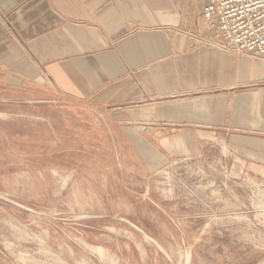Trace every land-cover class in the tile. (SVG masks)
I'll return each instance as SVG.
<instances>
[{
    "label": "rangeland",
    "instance_id": "1",
    "mask_svg": "<svg viewBox=\"0 0 264 264\" xmlns=\"http://www.w3.org/2000/svg\"><path fill=\"white\" fill-rule=\"evenodd\" d=\"M100 121L0 107V264H264V178L227 144L142 157Z\"/></svg>",
    "mask_w": 264,
    "mask_h": 264
},
{
    "label": "crops",
    "instance_id": "2",
    "mask_svg": "<svg viewBox=\"0 0 264 264\" xmlns=\"http://www.w3.org/2000/svg\"><path fill=\"white\" fill-rule=\"evenodd\" d=\"M207 1L0 0V107L82 105L139 156L227 144L264 178V60L218 46Z\"/></svg>",
    "mask_w": 264,
    "mask_h": 264
},
{
    "label": "built area",
    "instance_id": "3",
    "mask_svg": "<svg viewBox=\"0 0 264 264\" xmlns=\"http://www.w3.org/2000/svg\"><path fill=\"white\" fill-rule=\"evenodd\" d=\"M200 15L221 49L264 60V0H208Z\"/></svg>",
    "mask_w": 264,
    "mask_h": 264
}]
</instances>
